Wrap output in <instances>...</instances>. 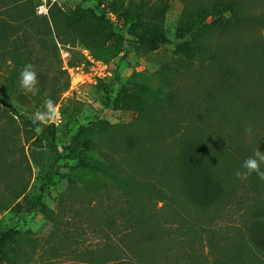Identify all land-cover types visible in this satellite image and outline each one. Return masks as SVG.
Segmentation results:
<instances>
[{
	"label": "rangeland",
	"instance_id": "rangeland-1",
	"mask_svg": "<svg viewBox=\"0 0 264 264\" xmlns=\"http://www.w3.org/2000/svg\"><path fill=\"white\" fill-rule=\"evenodd\" d=\"M5 1L16 8L12 16L30 17L36 59L0 41V264H90L88 253L103 242L105 209L128 197L98 162H78L72 143L107 154L137 134L147 139L149 117L183 116L225 150L217 164L227 199L210 211L175 208L203 236L173 249L183 252L176 264H216L215 257L264 264V250L247 235L255 210L249 180H227L257 150L264 154V0H201L214 15L194 35L188 27L202 19L198 0ZM91 61L110 76H97ZM29 63L35 96L19 86ZM72 70L88 78L73 89ZM66 85L49 112L45 101ZM140 175L149 183L146 170ZM146 204L141 193L133 207ZM208 232L217 251L203 249ZM152 253L155 262L174 264L156 247ZM225 255L230 261L219 263Z\"/></svg>",
	"mask_w": 264,
	"mask_h": 264
},
{
	"label": "trees",
	"instance_id": "trees-1",
	"mask_svg": "<svg viewBox=\"0 0 264 264\" xmlns=\"http://www.w3.org/2000/svg\"><path fill=\"white\" fill-rule=\"evenodd\" d=\"M197 5L202 19L190 23L188 32L193 35L207 28L206 18L214 15L201 0ZM14 7L0 0V41L7 45L10 43L15 53L24 50L30 59H36L31 56L35 51L30 46V34L25 28L28 26L31 34H35L36 29L31 26L30 17L12 16L16 10ZM261 24L264 26V17H261ZM21 31L23 34L19 33ZM66 90L67 85L58 90V95L52 98L54 105L58 104L59 95ZM149 124L147 139L137 134L123 147H117L115 152L96 155L98 152H95L94 146L85 149L77 142L69 148L78 162H98L106 177L119 185L128 197L119 209H105L101 230L103 242L98 250L88 253L90 264H159L154 261L153 247L159 251L157 254L162 260L176 264L183 252H174L173 249L180 245L194 247L203 236L200 227L186 222L175 208L186 204L210 211L227 199L224 174L217 164V152L222 155L225 150L217 140L201 125L184 116L180 119L162 117L161 120L149 117ZM141 170L147 171L149 183L141 182V178H145L140 175ZM260 170L264 171L261 165ZM235 172L237 169L230 176L227 174L230 185L236 180ZM248 180L249 188L255 194V210L247 222V235L256 247L264 250L261 245L264 239V201L261 199L264 180L255 173L248 176ZM141 193L145 194L146 208L134 209ZM158 202L162 203L159 208ZM215 237L216 234L208 232L205 236L207 245L203 249L215 251ZM189 254L195 255L192 251ZM0 257L6 258L2 248ZM217 260L215 257L216 264ZM219 261L229 262L230 256L225 255Z\"/></svg>",
	"mask_w": 264,
	"mask_h": 264
},
{
	"label": "clouds",
	"instance_id": "clouds-1",
	"mask_svg": "<svg viewBox=\"0 0 264 264\" xmlns=\"http://www.w3.org/2000/svg\"><path fill=\"white\" fill-rule=\"evenodd\" d=\"M37 84V73L33 70V65L31 63L25 64L19 76L20 88L25 93H30L31 95L35 96L39 92ZM44 106L49 112H51L53 108L52 100H46ZM40 119H45L43 113L40 115ZM261 164H264V154L257 150L254 154V157H249L244 161L242 168L246 171H237L235 175L240 180H246L248 176H251L253 173H255L260 179L264 180V171L260 170Z\"/></svg>",
	"mask_w": 264,
	"mask_h": 264
},
{
	"label": "built area",
	"instance_id": "built-area-1",
	"mask_svg": "<svg viewBox=\"0 0 264 264\" xmlns=\"http://www.w3.org/2000/svg\"><path fill=\"white\" fill-rule=\"evenodd\" d=\"M91 62L94 63L93 61ZM94 65H97V69H98L97 76L99 75H102L101 77L110 76L108 67L105 64L101 62H97V63H94ZM73 73L75 74L74 76H73ZM70 76H72V82L70 86L71 89H73L75 86H78V84L84 83L85 80H88V78L85 75L79 74L77 73V71H74V70L71 71ZM75 80H77L76 83H74Z\"/></svg>",
	"mask_w": 264,
	"mask_h": 264
}]
</instances>
